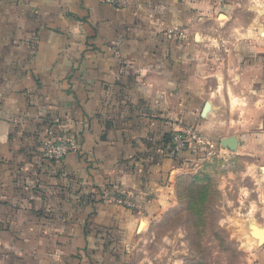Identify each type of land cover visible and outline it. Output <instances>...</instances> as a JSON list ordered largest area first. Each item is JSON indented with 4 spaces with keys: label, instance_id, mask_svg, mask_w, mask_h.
Here are the masks:
<instances>
[{
    "label": "crops",
    "instance_id": "0c3cea01",
    "mask_svg": "<svg viewBox=\"0 0 264 264\" xmlns=\"http://www.w3.org/2000/svg\"><path fill=\"white\" fill-rule=\"evenodd\" d=\"M226 1L0 0V264H161L139 243L197 178L161 145L186 127L264 193V0ZM49 138L80 150L51 160Z\"/></svg>",
    "mask_w": 264,
    "mask_h": 264
},
{
    "label": "rangeland",
    "instance_id": "374dc122",
    "mask_svg": "<svg viewBox=\"0 0 264 264\" xmlns=\"http://www.w3.org/2000/svg\"><path fill=\"white\" fill-rule=\"evenodd\" d=\"M244 16L236 12L234 22L252 21ZM217 149L214 156L198 161L192 174L197 178L182 180L177 206L146 230L145 237L152 238L139 243L161 264H248L246 255L255 245L251 226L264 222L259 163Z\"/></svg>",
    "mask_w": 264,
    "mask_h": 264
},
{
    "label": "built area",
    "instance_id": "2783aa9c",
    "mask_svg": "<svg viewBox=\"0 0 264 264\" xmlns=\"http://www.w3.org/2000/svg\"><path fill=\"white\" fill-rule=\"evenodd\" d=\"M105 4L122 8L130 5L132 0H102ZM217 4H222L223 0H209ZM171 33L176 38L185 36V30L181 27H173ZM58 123V120L56 121ZM173 149L176 153L188 151L189 162L201 161L202 158L214 156L218 151L217 145L211 142L198 128L190 126L182 130L173 132ZM45 155L51 160H61L70 152H79L80 147L63 139L49 138L43 145ZM221 150V149H220ZM187 158V159H188Z\"/></svg>",
    "mask_w": 264,
    "mask_h": 264
},
{
    "label": "water",
    "instance_id": "95a60500",
    "mask_svg": "<svg viewBox=\"0 0 264 264\" xmlns=\"http://www.w3.org/2000/svg\"><path fill=\"white\" fill-rule=\"evenodd\" d=\"M209 107V104L206 105L205 110L206 111ZM221 146L223 148L230 149L232 151L237 150L239 146L238 138L235 136L227 137L221 140ZM263 173H264V167L261 168ZM252 232H253V237L257 239V243L259 245L264 244V224L261 227H258L257 225H252L251 226Z\"/></svg>",
    "mask_w": 264,
    "mask_h": 264
},
{
    "label": "trees",
    "instance_id": "16d2710c",
    "mask_svg": "<svg viewBox=\"0 0 264 264\" xmlns=\"http://www.w3.org/2000/svg\"><path fill=\"white\" fill-rule=\"evenodd\" d=\"M172 135L173 133L170 132L164 136L163 142L161 143L163 150L166 153H169L172 157L177 156L178 153L175 152L173 149V143H172ZM184 153H188L186 150Z\"/></svg>",
    "mask_w": 264,
    "mask_h": 264
}]
</instances>
